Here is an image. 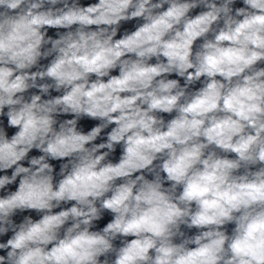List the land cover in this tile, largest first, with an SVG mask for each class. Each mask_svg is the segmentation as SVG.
<instances>
[{"label": "clouds", "instance_id": "9594fccd", "mask_svg": "<svg viewBox=\"0 0 264 264\" xmlns=\"http://www.w3.org/2000/svg\"><path fill=\"white\" fill-rule=\"evenodd\" d=\"M0 264H264V0H0Z\"/></svg>", "mask_w": 264, "mask_h": 264}]
</instances>
